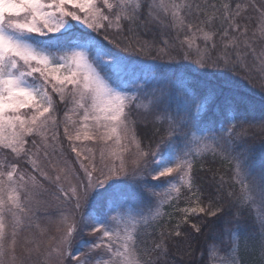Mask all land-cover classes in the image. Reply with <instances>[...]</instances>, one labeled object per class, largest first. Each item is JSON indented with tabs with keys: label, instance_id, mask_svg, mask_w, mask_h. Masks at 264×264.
<instances>
[{
	"label": "snow or ice",
	"instance_id": "6c2138e0",
	"mask_svg": "<svg viewBox=\"0 0 264 264\" xmlns=\"http://www.w3.org/2000/svg\"><path fill=\"white\" fill-rule=\"evenodd\" d=\"M68 5L75 10L69 11ZM207 8L208 5H202L199 0H103V7L98 6L96 0H0V148L9 149L18 158L22 154L26 156L32 162L33 170L39 173L40 177L50 182H57L64 199L75 202L74 209L77 212L81 209L82 203L86 204L95 197L122 207L121 197L128 196V193L124 191L120 177L122 174L126 176L127 173L124 170L123 159L119 156L117 157L121 160L119 168L113 164L96 169L93 165V169L90 170L81 162L80 167L85 177L83 180H79L71 168L65 165L60 169L64 173V179H68L69 176L77 179V183L70 188V191H65L58 184L61 180L60 175H56L53 181L47 172L41 171L34 159L38 153L30 154L26 145L28 137L39 136L45 149L43 152L45 158L49 157V149L53 154L56 151L57 121L54 115L55 105L47 90L50 83L53 91L59 94L61 102L65 101L66 95L71 96L73 108L70 111L83 112L81 117L83 137L80 130H77L75 136L70 135L66 125L64 134L69 141L82 138L95 139L90 132V128L94 126L105 130L101 139L110 140L116 135L119 143L118 130L125 132L128 130V115L133 106L138 110L143 108L148 114L154 115L157 122L167 123L169 126L166 138L161 139L155 150L144 151L140 148L139 142H136L138 152L134 163L137 165L143 163V170L138 175L145 177L142 181H137L140 190L149 197L163 196L156 201L155 212L150 217H131L130 222H125L122 214L103 219L88 217L83 226L91 227L92 233L102 235L98 237L100 242L81 241L80 248L88 249L87 255L82 258L80 251L74 256L71 252L66 253L76 260L77 264H152L150 259H143L139 254V226L143 224L144 227H148L154 223L161 215L159 209L164 204L170 203L174 196H179L180 187L173 186L171 181L166 179L159 187L163 188L165 184L169 187L161 194L156 191V186H149L146 177L155 173L152 179L159 180L168 178L175 172L188 191L195 195L200 189L195 187L192 176L194 159L207 152L216 155L218 148L219 154L224 159L236 161L234 181L240 185L238 207L241 211L248 210L250 213L257 208L264 210V168L257 171L248 163V157L242 162L239 155H232L235 152L236 141L247 137L245 124L255 127L260 123L264 128V117H261L259 122L255 119L250 120L245 113L237 110L234 103V89L237 85L226 81L225 89L211 90L205 96V103H215L216 97L223 95V102L218 106L219 121L210 123V130H214L210 137L212 142L205 143L204 148L197 145L193 149L190 147V130L181 131L187 127L183 121L178 123L174 117L166 113L157 114L158 100L154 94L151 99L145 97L147 103H137L139 96L118 90L101 74L105 68H118L125 57L110 50L98 49L90 58L89 44L85 37H81L82 43L72 40H69L68 44L61 43L62 38L71 32L73 21L80 22L95 32L105 27L111 29L114 23L116 30L121 31L123 22L130 26L129 31H133L134 26L146 31L155 29L162 33L171 26L178 31L187 29L191 33L185 35L181 43L187 44L189 50L196 51L198 56L196 62L203 66L208 61L207 48L202 50L196 41L200 38L206 43L212 42L211 47L214 48L213 40L216 34L205 28L215 18L214 15L207 13ZM212 8L215 9L216 6L212 5ZM240 8V3H236L234 9L229 4L223 5V13L218 18L221 25L226 22L228 27L224 28L221 38L228 37L229 30H232L237 36L232 37L229 43L239 46V37H244L243 46L247 47L251 55L259 61L258 70L264 77V49L257 53L251 46L256 36L253 33L249 38L247 27L238 22L244 19ZM193 16L196 17V23L188 21V18ZM201 16H206L207 19L201 20ZM259 23L261 39H264V10L260 11ZM136 43L137 50L143 54L150 55L155 52L157 56L171 58L166 40L164 47H158L152 41L139 39ZM128 50V48L124 49V51ZM185 58H188L187 53ZM240 58L239 51L235 60L225 56L223 66L236 67L239 64L242 69L249 71L246 64H240ZM211 66L220 65L213 63ZM62 69L69 75L63 77L58 75ZM260 87L264 89V82ZM65 117L69 123H75L67 112ZM50 124L53 126L51 137L48 135ZM236 128H240L241 131L237 133ZM191 135L194 137L195 132H191ZM49 139L52 143H49ZM176 141L180 143L177 144ZM32 143L37 149L41 147L35 140ZM181 144L183 147L180 146ZM161 147L169 149L166 157L161 155ZM72 151L76 152L77 149L73 146ZM79 155L80 153L77 152V156ZM149 157L152 158L151 163ZM9 169L4 171L0 168V264H17L18 259L19 264H26L33 252L39 253V246L26 249L25 257L20 258L16 253V238L18 229L23 223L21 214L28 217L31 211L30 205L39 206L40 202L35 200V194L42 185L36 175L26 176L19 172L16 164H11ZM94 173L98 174L94 175ZM229 195L231 196L232 193L230 192ZM202 196V193L196 196L197 204L201 202ZM123 203H132L131 197ZM232 207L233 205L230 204L227 208L223 206L213 208V201L209 199L205 207L182 210L185 213V222L189 215L197 212L206 213L217 219L224 218L221 220L220 235L214 238L218 243L214 242L208 246L209 249L219 252L220 245H224L223 264H239L238 253L241 242H247L256 236H259L261 251L264 252V215L253 217L246 228L241 221V213L230 212ZM9 215L13 220L10 231L6 221V216ZM229 215L231 219L227 218ZM120 224H123V228L119 227ZM179 227L180 225L177 224L175 236H180ZM192 227L197 232L200 231L197 225L193 224ZM75 231L74 223L62 238L60 242L62 246L65 248L71 246V237ZM164 235L161 233L162 237ZM168 235L171 236L173 233ZM104 240H107V243H104ZM155 248L163 255H167L166 242L163 239ZM98 249L103 251L97 252ZM62 255L65 253L60 247H56L45 254L42 264H49L54 259L58 261Z\"/></svg>",
	"mask_w": 264,
	"mask_h": 264
},
{
	"label": "rangeland",
	"instance_id": "374dc122",
	"mask_svg": "<svg viewBox=\"0 0 264 264\" xmlns=\"http://www.w3.org/2000/svg\"><path fill=\"white\" fill-rule=\"evenodd\" d=\"M96 3L98 6L103 7V0H96ZM68 10L72 11L75 9H73L71 5H68ZM73 22L79 25L82 29L91 30L80 22ZM170 28L171 26L168 27V30ZM114 29H116L115 23L111 29L105 27V29L102 30L103 33H109V31L113 32ZM169 33H171V36H169L170 40L166 38V41L168 43L171 58L160 56L148 58L144 54L135 50L125 52L118 49V52L114 53L126 58L121 62L118 68L114 69L118 75L119 81L113 83L103 72L101 74L105 76L113 87H117L118 90L127 92L129 95L135 94L139 96L140 99L137 103H147L145 97L147 96L148 99H151L153 94L160 98L163 97L164 94H167L170 99L176 94V112L173 117L178 123L183 121L186 124L190 120L193 127L191 132H195L194 137L191 135V132L189 134V140L191 141L190 147L195 149L197 145H199L200 148H204L205 143L210 144L212 142L210 137L213 132H204L197 127V121H194V119L204 110L205 106L203 104L194 103L195 101L189 93L190 90H187L185 87L187 86L186 82L192 78L204 76L203 78L200 77L201 81L207 82L208 85L213 86L217 90H221L225 89V82L230 81L237 85L236 88L241 86L240 89H242V91L246 90V95L249 99L255 97L258 101H263L264 89H261L260 85L264 82V77L261 76L260 71L258 70L259 61L251 55L247 47L243 46L244 37H241L242 42L240 40L241 43H239L235 53L239 51L241 56H244L243 64L247 65L249 71L243 69L241 73V81L235 82L233 76H229L226 73L223 67L224 63L220 64V61H217L219 60L217 59L219 56H216L211 52L213 49V47L211 49L212 42L206 43L200 38L196 41L202 50L207 48L206 55L208 56V61L202 66L200 63L196 62L198 59L196 51L194 49L189 50L187 44L181 43V41L184 40V36L191 35V33H182L177 29L170 31ZM254 33L256 39L251 46L256 49L257 53H260L261 50L264 49V39H261L260 31ZM252 34L253 33H248V37L251 38ZM227 43H229V41H227ZM88 44L89 55L91 58L92 48L89 42ZM186 53L188 58H185ZM222 53L223 57H225L224 52ZM245 53H247V55H244ZM230 56L235 57L234 54H231ZM213 63L220 66L213 67L211 66ZM175 73H177V77H179L177 80H174ZM58 75L63 77L69 75V73L62 69ZM54 82L55 81H53V83ZM159 82L182 83H179V90L174 92L170 87L167 89L163 88V86L161 87ZM219 85H221V87H219ZM47 90L52 96L55 105L54 115L56 116L57 121V126L55 128L57 133V139L55 141L56 151L53 154L51 149H49V157L45 158L43 155L45 149L39 136L28 137V143L26 145L30 154L38 153V155L34 156V159L41 171L47 172L48 176L53 178V181L56 175H60L61 180L58 184L63 187L65 191H70V188L77 183V179L72 176H69L68 179H64V173L61 172L60 169L64 168L65 165L71 168L79 180H83L85 177L83 169L80 167L81 162L89 167L90 170L93 169V165L96 169H100L104 165L111 166L113 164L119 168L121 163V160L117 158L119 156L123 159L124 170L127 173L126 176L122 174L120 177L123 182L122 187L124 188V191L128 193V196L121 197V204H123L122 207L119 204H113L111 201L105 202L103 199L95 197L86 204L82 203L81 209L77 212L74 209L75 202L73 200L66 201L64 199L59 191L57 182L43 180L40 181L42 188L37 189L35 194V200L40 202L39 206L36 204L30 205L31 211L28 214V217H31L30 219L21 214V220L23 223L18 229V235L16 238V253L18 257H25L26 249L34 248L38 245L39 253L33 252L31 259L27 260L26 264H42L46 253L56 247H60L65 255L60 256L58 261L56 259L50 261L49 264H77L76 260L72 259L71 256H67L66 253L71 252L74 256L77 251H80L82 258L84 255H87L88 249L80 248L81 241L85 243L100 242L98 241V237L102 235L101 233L94 234L92 233L91 227L85 228L83 226L84 222L88 220V217L91 216L103 219L105 217L122 214L125 218V222H130L131 217H150L156 210V201L162 199L163 196L149 197L141 192L140 184L137 183V181H142L145 177L138 175V173L143 170V163L139 165L134 163L138 152L136 142H139L141 149L144 151L147 150L142 147L141 141L135 135L132 122L128 120L129 126L126 132L124 130H118L119 143H117L116 135H113L110 140L101 139L105 130L102 127L97 129L94 126L90 128V132L94 135L95 139L84 140L82 138L81 140L69 141L64 134V128L66 125L69 129L70 135L75 136L77 130H80L81 136L83 137L84 129L81 127V117L83 116V112L70 111V109L73 108L71 96L66 95L65 101L61 102L59 94L53 91L51 83L48 85ZM66 112L71 117V120L75 122L74 124L69 123L66 120ZM245 129H247L246 138L250 141H255L252 143V148L249 151L246 150L247 153L243 157L240 156V159L243 162L244 158L248 157V163L255 170L259 171L260 167L256 165V163L262 162L264 164V128L261 127L260 123H257L255 127L248 126V128L246 127ZM52 131L53 126L50 124L48 129L49 137H51ZM225 135H227V133ZM33 140H35L38 145H41L39 149L33 146ZM49 143H52L51 139H49ZM175 143L179 144L180 142L176 141ZM73 146L77 149L76 152L72 151ZM180 146L183 147L182 144ZM246 148L248 147L246 146ZM77 152L80 153L79 156H77ZM160 152L162 156L166 157L169 149L161 147ZM85 157H87V159H85ZM5 158L9 161L8 165H5ZM157 159H159V157H157ZM26 160L32 166V162L23 154L18 158L16 154L12 153L9 149L0 148V168L4 171L10 170L9 166L11 164H16L19 172L26 174V176H31L23 171L24 162ZM148 160L149 163H151L152 158L149 157ZM52 165H55V167ZM95 174L98 173H94V175ZM152 175H155V173H152ZM152 175L146 177L149 186H156V191L161 194L164 192L165 188L169 187L167 184H165L163 188L159 187V185L166 179L170 180L173 186L180 187V190L182 186H184L183 182L180 181L179 175L175 172L171 174L170 177L160 178L159 180H153ZM129 197H131L132 203H123L129 199ZM168 204L169 203L164 204L163 207L159 209L161 214L164 212ZM255 212L258 215H264V210L259 208H257ZM65 217H67V220H65ZM6 221L10 231L13 223L12 217L10 215L6 216ZM74 223L76 225V231L71 237V246L65 248L60 242L67 233V229ZM119 227L123 228V224H120ZM103 242L107 243V240H104ZM102 251L103 249L97 250V252ZM214 253L216 260L215 264H223L225 255L224 251L220 250L219 252ZM17 264H19V259L17 260Z\"/></svg>",
	"mask_w": 264,
	"mask_h": 264
},
{
	"label": "trees",
	"instance_id": "16d2710c",
	"mask_svg": "<svg viewBox=\"0 0 264 264\" xmlns=\"http://www.w3.org/2000/svg\"><path fill=\"white\" fill-rule=\"evenodd\" d=\"M199 2L202 5L207 4V13L209 15H214L215 17L210 24L205 26L207 31L216 33L213 40L215 47L213 49L211 47V52L216 56H219L217 58L219 60L217 61H220V64L224 63L222 52H224V56L228 57H231L230 55L234 54L235 57H231V59L235 60V50L238 46H233L231 43H227V41H230L232 37L237 36V33L229 30L228 37L221 38V33L224 28L228 27L226 22L221 25L218 18L219 15H222L223 13V5L229 4L230 7L234 9L235 4L240 3V12L244 19H241L238 22L247 27L248 33H254L260 29L259 15L260 11L264 10V0H199ZM212 5H215L216 8L213 9ZM200 19L206 20L207 17L201 16ZM188 21L196 23V17H189ZM129 27L130 26L124 22L123 30L117 31L114 29L113 32L109 31V33H103V30L95 32L93 30L82 29L79 25L73 22L71 32L66 37L62 38L61 43L68 44L69 40L82 43L83 41L81 40V37H85L92 48L91 56L95 53V50L97 51L98 49L118 52V49L124 51L125 48H128V51L135 50L141 53L137 50L138 44L136 41L138 39L140 41H152L156 46L163 47L166 38L170 40L169 36H171V33L169 32L175 30V28L172 27L169 30L166 28L161 33L155 29L152 31H146L143 28H136L133 26V31H129ZM181 32H187L188 34L187 29ZM105 36H107V39H105ZM241 39L242 38L239 37V41ZM226 44L227 47H225ZM116 45H119V47ZM144 55L148 58L157 56L155 52H152L150 55ZM243 57L244 56H241L240 58V64L244 63ZM224 69L229 76H233L235 82L241 81V73L243 69L239 64L236 67H224ZM103 73L111 82L117 83L119 81L118 75L114 69L105 68ZM200 77L198 76L189 81L187 80V86L185 87L187 90H190L189 93L195 101L194 103L203 104L205 106H203L204 110L194 119V121H197V127L204 132L211 133L214 132V130H210V123H218L219 121L218 106L223 102V95L217 96L215 103H205V96L208 95L211 90L217 89L208 85L207 82L201 81ZM203 77L204 76L201 78ZM178 78L177 73H175L174 80H177ZM179 83L182 82H159V85H161V87L163 86L165 89L170 87L172 88V91L176 92L180 88ZM219 87H221V85H219ZM240 87L234 89V103L237 110L245 113L250 120L255 119L259 122L261 117H264V100L258 101L255 97L249 99L246 95V90L242 91ZM175 97L176 94L173 95L172 99H170L167 94H164L161 98L156 95L158 100L157 114L166 113L173 117L176 112ZM128 120L132 122L135 135L141 141L142 147L147 151L154 150L156 145L161 143V139L166 138L167 136L168 124L157 122L154 115L148 114L143 108L138 110L133 106L129 112ZM186 126L187 127L181 129V131L190 130L191 132L193 127L190 120L186 123ZM246 127L248 128L247 124L244 125V128ZM235 131L238 133L241 129L236 128ZM254 141L255 140L250 141L248 138L237 140L235 152H233L232 155L243 157L247 153L246 150L249 151L252 148V143ZM246 146L248 148H246ZM217 153L218 154L213 155L211 152H207L201 157L194 159L192 176L195 187L200 189L199 192H196L195 195H193L188 191L186 186H182L179 196L171 200L164 212L154 223L148 227H144L143 224L139 227L138 251L143 259H150L152 264H215V250L209 249L208 246L214 242L218 243V241H214V238L220 235L222 227L221 220L224 218L217 219L208 216L206 213L197 212L196 214L189 215L185 222V213L182 211L185 208L205 207L208 204L209 199L213 201V208H219L222 206L227 208L228 205H233L230 212H240L241 221L244 222L246 228L253 217L260 216L255 211L252 213L248 210L241 211L238 207L240 185L234 181V165L236 161L224 159L222 155L219 154V148L217 149ZM6 159L7 158H5V165H8L9 161ZM256 165L260 167L259 169L264 168L262 162H257ZM23 171L29 175H36L40 181L44 180L39 176V173L33 170V167L27 160L24 162ZM230 192L232 193L231 196L229 195ZM201 193L203 194L202 200L197 204L196 196H200ZM227 218L231 219L232 217L229 215ZM177 224L180 225V236L174 235L177 230ZM193 224L200 228L199 232L192 227ZM161 233H164L165 235L162 237ZM169 233H173V235L169 236ZM162 239L166 242L167 255H163L161 251H158L155 248L156 244L160 243ZM223 248L224 245H220V250H223ZM238 259L239 264H264V252L261 251L259 236H256L247 242H241Z\"/></svg>",
	"mask_w": 264,
	"mask_h": 264
}]
</instances>
